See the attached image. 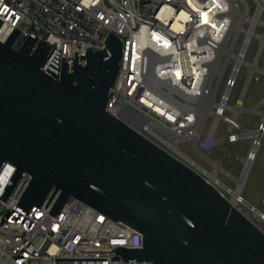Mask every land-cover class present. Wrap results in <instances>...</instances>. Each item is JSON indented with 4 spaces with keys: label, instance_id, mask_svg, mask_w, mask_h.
<instances>
[{
    "label": "water",
    "instance_id": "95a60500",
    "mask_svg": "<svg viewBox=\"0 0 264 264\" xmlns=\"http://www.w3.org/2000/svg\"><path fill=\"white\" fill-rule=\"evenodd\" d=\"M20 32L0 40V170L7 162L17 168L0 199L27 174L15 207L27 215L47 202L55 216L78 199L143 235L142 248L83 252H116L131 263L264 264V232L252 220L106 110L122 62L118 36L110 32L103 50L88 47L80 61L78 45L71 66L67 57L60 65L59 50L45 71L57 43L37 44L30 33L17 46Z\"/></svg>",
    "mask_w": 264,
    "mask_h": 264
},
{
    "label": "built area",
    "instance_id": "2783aa9c",
    "mask_svg": "<svg viewBox=\"0 0 264 264\" xmlns=\"http://www.w3.org/2000/svg\"><path fill=\"white\" fill-rule=\"evenodd\" d=\"M228 1L0 0V32L7 34V40L14 29L20 30L17 46L30 33L38 37L37 44L41 39L57 43L45 71L59 50L60 65L67 57L71 66L78 45L80 61L88 47L103 50L108 35L114 33L123 43L122 62L106 110L210 182L179 145L189 141L192 148L212 147L220 122L227 125L222 136L227 145L244 138L243 126L227 110L241 69L248 65V49L241 60L244 41L236 51L240 33L232 42L233 30L228 36L233 22ZM243 1L235 2L240 11ZM195 5H203L217 27L204 24ZM212 35L221 41L213 42ZM254 72L250 71L248 85ZM212 116L219 119L203 137ZM16 169L9 162L2 166L0 196ZM30 178L24 174L8 200L0 199V264H149L126 262L116 252L81 251L142 248L143 235L78 199L70 200L55 216L49 214L53 203L34 207L28 215L15 208Z\"/></svg>",
    "mask_w": 264,
    "mask_h": 264
},
{
    "label": "rangeland",
    "instance_id": "374dc122",
    "mask_svg": "<svg viewBox=\"0 0 264 264\" xmlns=\"http://www.w3.org/2000/svg\"><path fill=\"white\" fill-rule=\"evenodd\" d=\"M257 5V0H244L241 4V13L236 18V21L242 24L245 32L237 29H233L232 31L231 42L240 33L236 51L241 49L243 41L246 38V32L248 34V31L251 30L252 25L249 19L254 15ZM261 21H264V12L261 14ZM255 26L252 32L253 39L250 45H248L246 61L253 63L256 60L258 70L254 72L252 81L248 85L247 81L251 70L247 64V66L243 65L238 76L237 86L232 92L229 103L230 109L227 110L229 116L236 115L240 124L248 131L259 129L264 122V24L256 23ZM234 63L233 60L229 65L227 73H230ZM256 76L259 78V81ZM223 87L222 85L221 89ZM241 95L244 97L242 101H239ZM240 102L242 103L241 105H239ZM232 107H235V110ZM214 121V116L207 120L205 131L202 134L203 137H205ZM226 126L224 122L219 123L217 143L208 149L192 148V144L189 141L180 143L179 147L206 171L211 173L217 171L218 181H215L210 176H208V179L232 202V190L238 188V179L243 174L245 159L251 155L250 152L253 148L254 138L246 136L238 142L228 145L225 143V145L221 139ZM224 149L228 150V154L223 155ZM238 200L240 202L235 206L264 232V220L257 219L253 210L245 203H250L264 214V136H261V144Z\"/></svg>",
    "mask_w": 264,
    "mask_h": 264
},
{
    "label": "bare ground",
    "instance_id": "6f19581e",
    "mask_svg": "<svg viewBox=\"0 0 264 264\" xmlns=\"http://www.w3.org/2000/svg\"><path fill=\"white\" fill-rule=\"evenodd\" d=\"M229 2V13H230V15H231V17H232V19H233V22H232V27H231V29H230V31H229V33H228V36L230 35V33H231V31L233 30V29H237V30H240V31H244L245 32V30H244V27L242 26V24H240V23H238L236 20V18L237 17H239V15H240V13H241V11H240V9L238 8V7H236V5H235V2H236V0H229L228 1ZM257 2H258V5H257V8H256V10H255V13H254V15L252 16V17H250V22H251V25H252V27H251V30L250 31H248V34H247V32H246V38H245V40H244V45H243V50H242V53H241V60H242V56H244L245 55V53H246V51H247V49H248V45H250V43H251V40L253 39V37H252V32H253V28L254 27H256L255 26V24L256 23H263L264 24V21H261V14L264 12V0H257ZM195 8H196V10L201 14V16H202V19H203V22H204V24H207V25H209V27H211V26H213V27H211V28H214V27H217V23H216V21L215 20H213L212 18H211V16H210V13L208 12V10L207 9H205L204 8V6L203 5H195L194 6ZM182 16L184 15V13H182L181 14ZM247 35H248V38H247ZM214 35H212V37H213ZM227 36V37H228ZM252 37V38H251ZM6 38H7V34L6 33H4L3 31H1L0 32V40H2V41H5L6 40ZM264 38V37H263ZM262 38V39H263ZM212 40H213V42H215V43H219L220 41H221V39L219 38V37H213L212 38ZM226 40H227V38L225 37V39H224V43L226 42ZM224 49V48H223ZM241 60L239 61V62H241ZM256 61V60H255ZM253 62V63H248V65L250 66V68H251V72L253 73L254 71H256V70H258V65H257V63L256 62ZM242 101V99H239V101ZM242 103L240 102V104L239 105H241ZM232 109H234L235 110V107H232ZM208 112H206V114H207ZM204 114L203 115H201L200 116V118L198 119V122H200V123H202L203 121H204ZM218 119H219V116H216V120H215V122H217L218 121ZM243 130V132H242V137H246V136H249V137H253L254 138V142H253V145H252V150H251V155L249 156V157H247V159H245V167H244V169H243V174H242V176L238 179V188L236 189V190H232V195H233V201H232V204H234V205H236L238 202H240L239 200H238V197H239V195H240V192H241V190L243 189V187H244V184H245V181H246V179H247V176H248V173H249V171H250V169H251V165H252V163H253V161H254V159H255V156H256V153H257V150H258V148H259V146H260V144H261V136L264 134V127H262V128H259V129H257V130H246V129H242ZM222 140V142L225 144V142H226V140H224V139H221ZM226 145V144H225ZM225 154H228V150H226V149H224L223 150V155H225ZM202 168V170L208 175V176H210V177H212L215 181H218V177H217V171L216 172H214V173H211V172H208V171H206L203 167H201ZM218 168L220 169V167L218 166ZM246 203V202H245ZM247 204V203H246ZM250 209H252L253 210V212H254V215H255V217L257 218V219H259V220H264V218H263V216H262V214H260V211L259 210H257V209H253L252 208V206H250ZM264 215V214H263Z\"/></svg>",
    "mask_w": 264,
    "mask_h": 264
}]
</instances>
